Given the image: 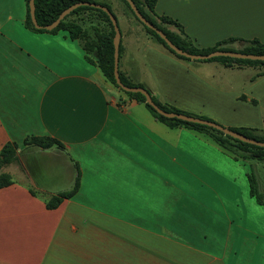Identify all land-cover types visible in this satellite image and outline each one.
<instances>
[{"label":"crops","instance_id":"0c3cea01","mask_svg":"<svg viewBox=\"0 0 264 264\" xmlns=\"http://www.w3.org/2000/svg\"><path fill=\"white\" fill-rule=\"evenodd\" d=\"M155 13L199 49L264 44V0H158ZM120 16L119 71L131 83L192 116L264 132V67L179 59ZM26 20L25 0H0V149L17 145L12 184L0 189V264H264V206L249 182L264 197V161L156 120L78 40Z\"/></svg>","mask_w":264,"mask_h":264},{"label":"trees","instance_id":"16d2710c","mask_svg":"<svg viewBox=\"0 0 264 264\" xmlns=\"http://www.w3.org/2000/svg\"><path fill=\"white\" fill-rule=\"evenodd\" d=\"M27 5V20L26 25L29 29H32L37 32H46L45 29H36L31 21L30 17V8L29 1L25 0ZM126 6L125 11L132 15L133 19L141 24L147 33L160 45L169 50L172 54L177 56L179 59L190 61L189 59L177 55L173 50H171L167 44L164 42L160 36L153 30L146 27L140 20L136 17L134 12L131 10L129 3L126 0H121ZM141 14L158 29L163 31L167 37L180 49L190 54L195 55H206L215 51H232L239 52L243 54H253V55H264V44L259 40H243L237 38H229L217 43L214 47L199 49L197 48L189 36L185 33L183 26L166 16H158L155 13V6L158 0H132ZM91 2L100 4L107 7L116 17V13L111 5L106 1H96V0H36V18L40 26L45 27L53 23L58 16L70 6L77 3ZM127 9V10H126ZM86 12L95 13L98 17L103 18L108 23V30H101L98 27H86L83 24L82 20L71 19V17L79 16V14ZM118 21V20H117ZM168 27H174L177 32H171ZM59 31H66L69 34V37L73 40H78L82 48L85 50L86 58L90 63L95 64L102 71L106 79L112 83L117 89L125 93L131 99L138 101L141 104H144L149 112L155 117L156 120L164 123L165 125L175 128L178 126H185L200 132L209 134L215 142H217L221 147L228 150L229 152L234 153L237 158L244 160H255V161H264V148L257 146L245 144L238 140H235L229 136H225L223 133L214 130L212 128L186 123L176 119H168L160 114H158L149 104L146 102V98L142 94H134L124 92L117 84L114 76V44L113 39L115 36L114 27L109 16L102 10L95 9L88 6L79 7L74 10L70 15H68L57 28L51 33H56ZM240 44V48L236 49L233 47V44ZM220 61L227 64H238V65H255L264 67V62L260 61H250V60H240L233 59L228 57H218L204 62ZM201 62V61H200ZM122 83L127 87H140L141 85H136L131 83L127 78H125L122 73H120ZM154 103L167 112H175L190 115L188 113L179 111L173 107L164 105L160 103L156 98L152 97ZM198 117V116H196ZM204 120L209 119L205 117H198ZM231 130L242 134L248 138L254 139L256 141L264 142V132H259L254 129L248 128H232ZM26 145H35L43 149H49L54 145L62 147V144L55 139L49 137H30L25 140ZM17 161V145L16 144H7L2 149H0V169L5 165L13 164ZM250 182V193L253 198L257 200L259 204L264 206V197L259 193L255 177L253 175L249 176ZM12 184L11 176L9 175H0V189L7 187ZM70 193H62L58 196L51 198L47 203V209L57 208L63 201V199L69 198Z\"/></svg>","mask_w":264,"mask_h":264},{"label":"water","instance_id":"95a60500","mask_svg":"<svg viewBox=\"0 0 264 264\" xmlns=\"http://www.w3.org/2000/svg\"><path fill=\"white\" fill-rule=\"evenodd\" d=\"M35 1L36 0H30L29 1L31 21H32V23L36 29H45L47 31H52L55 28H57L59 26V24L68 15H70L74 10H76L79 7L88 6V7H92V8L104 11L109 16V18L112 22V25L114 27V31H115V36L113 39V44H114V76H115L116 84L124 92L134 93V94H137V93L142 94L146 98L147 104H149L158 114H160L161 116H163L165 118L176 119V120L183 121L186 123L206 126V127L212 128L214 130H217V131L223 133L225 136H229V137H231L235 140H238L240 142H243L245 144L264 148V142H260V141H256L254 139L248 138V137H246L242 134H239V133H237V132H235L229 128H225V127H223L217 123H214V122H211L208 120H204V119H201V118H198L195 116L164 111L163 109H161L160 107H158L154 103L152 96L150 95V93L146 89L140 88V87H127V86H125L121 81L120 71H119L120 43H121V37H122L121 30H120V27H119V24H118L116 17L107 7L102 6L100 4L91 3V2L77 3V4L70 6L66 10H64L53 23H51L50 25H47L45 27H42L37 22ZM126 1L129 3L131 10L134 12L136 17L140 20V22H142L149 29L156 32L160 36V38H162L164 40V42L167 44V46L179 56L185 57V58L192 60V61H206V60H210V59L218 58V57H228V58L240 59V60L264 62V55L243 54V53L232 52V51H215V52H212V53H209L206 55H195V54H190L188 52H185L182 49H180L179 47H177L167 37V35L163 31L158 29L155 25L151 24L141 14V12L139 11V9L137 8V6L135 5V3L132 0H126Z\"/></svg>","mask_w":264,"mask_h":264},{"label":"rangeland","instance_id":"374dc122","mask_svg":"<svg viewBox=\"0 0 264 264\" xmlns=\"http://www.w3.org/2000/svg\"><path fill=\"white\" fill-rule=\"evenodd\" d=\"M106 2H108L111 7L114 9L115 13L117 14L118 18L120 19L121 16L120 14L123 13V11H125L126 6L124 5V3L121 0H107ZM127 10V9H126ZM132 17V15H131ZM78 18L79 20H82L83 24H85L86 27H98L101 30H108V23L103 19L98 17L95 13H90V12H84L82 14H79V16H74L71 17V19H76ZM11 165H5L4 167H2L0 169V175H9L10 176V170H11ZM255 169V168H254ZM255 171V170H254ZM257 172L260 175L261 179H264V172L262 170L261 167H258Z\"/></svg>","mask_w":264,"mask_h":264}]
</instances>
